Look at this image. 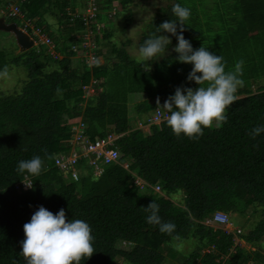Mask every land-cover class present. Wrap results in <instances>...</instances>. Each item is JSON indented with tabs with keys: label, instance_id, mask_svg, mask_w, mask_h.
I'll return each instance as SVG.
<instances>
[{
	"label": "trees",
	"instance_id": "1",
	"mask_svg": "<svg viewBox=\"0 0 264 264\" xmlns=\"http://www.w3.org/2000/svg\"><path fill=\"white\" fill-rule=\"evenodd\" d=\"M113 1L95 0V16L88 18L89 23L84 12L90 0L20 2L22 13L45 27L56 53L38 44L10 60L3 52L0 56V71L22 62L29 69L19 90L0 91V264H27L20 254L23 226L40 206L54 214L63 208L69 220L90 225L95 251L80 264H118L119 258L128 264H166L163 247L174 239L147 222L144 207L152 201L160 206L162 220L175 224L173 236L195 242L189 256L172 250L169 264H216L222 254L230 255L229 264H264V132L255 139L249 134L264 126V84L254 88L264 78V0H167L139 40L141 47L161 23L176 20L172 7L180 4L191 12L183 35L193 49L204 46L223 57L226 71L244 61V84L226 109L227 122L219 126L214 122L197 139L177 137L167 119L148 121L157 97L163 105L177 87H199L187 79L193 66L176 59L175 47L169 49L178 44L177 38L165 33L171 39L169 51L148 62L133 57L126 48L132 40L117 46L111 39L114 32L103 22V16L112 23L122 12ZM8 2L12 0H0V6ZM119 2L125 8L132 0ZM46 16L56 19L57 29H51ZM87 26L95 34V45L85 48L76 31ZM102 45L108 50L104 52ZM88 50L96 57L106 54L105 61L89 64ZM49 65L56 68L46 71ZM88 86L96 92L85 98ZM80 120L92 139L109 129L123 134L117 139L119 162L102 163L101 176L89 166L93 171L84 170L74 180L56 166L55 156L69 149L71 127ZM141 121L145 127H139ZM46 153L54 158L48 159ZM36 155L44 160L40 175L17 171L21 160ZM127 161L129 169L123 166ZM27 177L33 183L30 189L17 186ZM136 180H143L144 187ZM159 183L162 192L154 189ZM180 189L184 205L170 197ZM250 206L260 210V217L239 235L255 249L235 243L234 233L224 225L207 222L217 210L243 214ZM208 247L211 250L204 252Z\"/></svg>",
	"mask_w": 264,
	"mask_h": 264
},
{
	"label": "clouds",
	"instance_id": "2",
	"mask_svg": "<svg viewBox=\"0 0 264 264\" xmlns=\"http://www.w3.org/2000/svg\"><path fill=\"white\" fill-rule=\"evenodd\" d=\"M11 5L12 4H10V6ZM172 12L177 19L165 21L156 27L155 32L150 38L146 39L143 45L139 48V54L144 60L151 59L164 53L171 44L169 35H166L165 33L171 34L177 38L178 44L173 49L178 53L176 59L181 63L191 64L193 66L187 79L188 81H194L199 87H177L175 94L169 96L163 105H161L160 98L157 97L156 105L157 109L163 107L166 112L170 113L165 119H167L166 122L168 126L177 137L183 134L190 139H197L203 135V129L212 127L214 122L217 126L227 122L226 109L236 101L237 97L235 93L237 92L238 87H242L244 84L243 79H241L243 75L244 61L240 60L236 62L234 70L226 71L223 57L209 51V49L204 46H201L199 49H193L191 42L185 39L183 35V32L186 30L185 21H187L191 15L190 9L183 7L180 4H175L172 7ZM20 16L22 18L21 23L23 26H20L17 22L16 23L19 28L27 32L30 37L33 38V46L43 44L49 50L48 45L41 43L34 33L37 28H40L42 32L52 39L45 27L38 25L36 19L27 18L24 12L20 14ZM25 21H30L31 25L26 27ZM85 21L89 23L90 19ZM85 30L92 31L88 26L85 27ZM93 36L95 37L94 33ZM93 54L95 55L96 52L94 51ZM100 56L102 55L96 57V61H98ZM8 75L9 70L8 67L5 66L4 69L0 71V78H7ZM57 91L59 92V88ZM149 123L147 125H149ZM140 125L145 126L142 121ZM109 131L115 130L109 129L106 134ZM262 132H264V126H259L255 127L249 134L255 139V137ZM72 149L73 146L69 143L68 150L58 153L55 156V163L58 168L64 171V173H71V179L79 180L80 177L75 179V177L72 176V169L79 171L76 166L81 165L75 164L67 170L57 163L58 157L69 155ZM47 158L53 159L54 157L47 156ZM126 164H128V168L125 167ZM129 165L130 163L128 161L123 163V166L127 169L130 168ZM43 166L44 160L41 156L36 155L31 159L21 160L18 163L17 171L19 173L27 172L30 175L38 176L41 174ZM84 166L89 165L84 164ZM102 172L100 174L94 173L101 176ZM28 181H30V183H27ZM32 184L31 179L27 177L26 180L22 181L21 184L17 186H21L22 189L26 190L30 189ZM159 209L160 206L155 201H152L147 207H144V211L149 213L147 216V222L149 224L158 225L161 233L172 236L175 241H181L179 235L173 236V233L176 230L175 224L172 222H164L159 215ZM222 212L229 214L227 211ZM214 214L207 221L208 223L216 221L213 219ZM216 219L223 221L226 217L217 215ZM216 222L224 225L225 228L224 223ZM232 223L233 221L230 217L229 225L234 229L232 233H234V237H237L240 241L241 237L239 234L241 232L237 233L236 229L238 227L234 226ZM23 230L25 238L21 242L22 251L20 254L24 257L27 264H80L81 260L85 257L91 258L95 251L93 247L94 237L90 225L80 219L69 220L66 211L63 208H61L58 213L54 214L44 206H40L32 215L31 220L24 224ZM235 243L240 242H236L235 239ZM173 246L177 251L183 250L182 243H177ZM210 250L211 248L203 251L209 252ZM226 256L230 255L228 254Z\"/></svg>",
	"mask_w": 264,
	"mask_h": 264
},
{
	"label": "rangeland",
	"instance_id": "3",
	"mask_svg": "<svg viewBox=\"0 0 264 264\" xmlns=\"http://www.w3.org/2000/svg\"><path fill=\"white\" fill-rule=\"evenodd\" d=\"M8 2V4L0 6V17H6L7 22L15 21L20 26H23L21 23L22 18L20 15H9L10 12V4L13 3ZM213 0H209V2H212ZM168 4L167 0H132L129 5H127L125 8H122L120 5L119 0L113 1V6L120 8L122 12L117 15L116 18L111 21L107 16H103V22L107 24L108 30L109 28L114 32V35L111 37L112 42H114L117 46L121 47L122 44L127 40L131 39L132 42L126 46L128 52L133 57L141 60L143 58L140 57L139 54V40L143 36L145 32H147L150 27L153 20L157 17L158 11L161 8L166 7ZM115 8L112 9L111 13H115L117 10ZM91 11H95L94 8H91ZM90 13L88 9L84 12V14ZM92 13V12H91ZM5 15V16H4ZM47 22L51 25V29L55 30L58 28V22L55 18L51 16H46ZM76 37H81L82 41L79 43L81 46L88 48L95 45L94 36L91 30H77L76 31ZM127 45V44H126ZM37 47V46H35ZM175 47L174 45L169 47V49ZM78 48V44H75L74 49ZM102 48L104 49V52L108 50V47L102 45ZM36 49V48H35ZM166 50L167 51H169ZM3 52V55H2ZM47 52H50L47 48ZM51 53V52H50ZM93 50L85 51V55H87L89 58L91 54H93ZM165 53V52H164ZM52 54V53H51ZM5 56L6 60L12 59L15 55H22L21 48L18 45L16 36L14 33L9 31L0 30V56ZM162 55V54H161ZM63 54H59V58H61ZM105 56H100L98 58V61L100 63H103L105 61ZM76 57H78L76 55ZM144 60V59H143ZM149 60V59H148ZM148 60H144L145 62H148ZM89 64L94 63V59L88 60ZM56 68V65H49L46 67V71H50L52 69ZM9 75L7 78H0V91L5 90V93H9V91H17L20 89L24 81L28 79L29 76V69L28 67L22 62V65H12L9 64L8 66ZM260 84H264V78L260 79L258 83H255L254 88L256 89ZM93 88L87 87V91L85 92V98H87L90 94L95 93ZM90 93V94H89ZM242 95H239L238 97H241ZM134 99V98H133ZM137 117L133 118V123L138 125L137 123ZM139 127H145L144 125H140ZM116 145L119 147L118 142H116ZM76 168L79 170V172L82 174L84 170L87 171V169H90L93 171L92 167L89 166H76ZM98 174V172H96ZM159 192H162L160 190ZM171 199L175 201L178 204L184 205L185 201V193L182 189H180L178 192L172 194ZM232 221L233 225L241 229V233L246 232L248 229L253 228L256 221L260 217V210L249 207L245 213H239L234 211H228ZM236 242H240L243 246L251 249H255V246L250 244L249 242L245 241L244 239H240V241L236 238ZM182 243L183 250L177 251L174 244ZM263 246H264V240H263ZM195 247V242L190 240H182L177 242L175 240L170 241L168 244H166L163 247V253L166 257V264H169L173 261L172 257V250H175L176 253H184L189 256V254L192 252V250ZM210 248H206V250H209ZM118 264H128L127 261H125L123 258L118 259Z\"/></svg>",
	"mask_w": 264,
	"mask_h": 264
},
{
	"label": "built area",
	"instance_id": "4",
	"mask_svg": "<svg viewBox=\"0 0 264 264\" xmlns=\"http://www.w3.org/2000/svg\"><path fill=\"white\" fill-rule=\"evenodd\" d=\"M21 1L22 0H14L12 5L10 6L9 15L22 14V10L20 9L21 6L17 5V3H20ZM91 8H94L95 11L94 12L91 11ZM87 9L90 13L86 14L87 16L86 20H89L88 18L95 16V12H96L95 0H90V4ZM25 23H26V27L31 25L30 21H25ZM34 33L38 37L39 41L41 43L48 45L49 51L55 54V43L53 42V40L49 36H47V34L42 32L40 28H37L36 31H34ZM92 58L94 59L95 62L96 56L94 54L90 56V60ZM90 88L93 87L90 86ZM169 114L170 113L166 112V110L161 107L159 109L156 108L154 114L149 118V122H157L163 120L167 118ZM71 131L73 132V137L70 142L71 145L73 146L71 153L67 156L62 155L57 158V163L62 168L69 170L75 164H78V162L81 160L84 164L92 166L94 168L95 173L98 172V174H100L103 169L102 163L119 162L120 150L119 147L116 145V142L117 139L122 136V133L109 131L104 136H97L95 139H92L86 133L87 125L83 120H80L78 123L74 124L72 126ZM125 167L128 168V164H126ZM72 176L75 177V179H77L80 177V172L72 169ZM136 181L141 187H144L145 182L143 180H136ZM27 183H30V181H28ZM154 189L156 191H160L161 185L160 184L155 185ZM217 215H222L226 217V219H224L223 221L217 220L216 219ZM229 218H230L229 214L222 211H217L213 217V219H215L216 221L225 224V229L227 230V232H232L234 231V229L231 228V226L229 225ZM236 232L240 233L241 229L237 228ZM215 260H216V264H229L230 262L229 256L226 255H220ZM198 264H202V263H198ZM244 264H255V262L249 261Z\"/></svg>",
	"mask_w": 264,
	"mask_h": 264
},
{
	"label": "water",
	"instance_id": "5",
	"mask_svg": "<svg viewBox=\"0 0 264 264\" xmlns=\"http://www.w3.org/2000/svg\"><path fill=\"white\" fill-rule=\"evenodd\" d=\"M0 28L5 29L7 31H11L15 34L18 45L21 50H27L33 47L34 40L30 37V35L19 28L16 22L6 23L4 18L0 17Z\"/></svg>",
	"mask_w": 264,
	"mask_h": 264
},
{
	"label": "crops",
	"instance_id": "6",
	"mask_svg": "<svg viewBox=\"0 0 264 264\" xmlns=\"http://www.w3.org/2000/svg\"><path fill=\"white\" fill-rule=\"evenodd\" d=\"M233 224V223H232Z\"/></svg>",
	"mask_w": 264,
	"mask_h": 264
}]
</instances>
